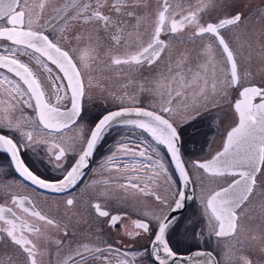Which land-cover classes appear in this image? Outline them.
<instances>
[{"label": "snow or ice", "instance_id": "1", "mask_svg": "<svg viewBox=\"0 0 264 264\" xmlns=\"http://www.w3.org/2000/svg\"><path fill=\"white\" fill-rule=\"evenodd\" d=\"M157 3L158 10L144 13L139 10L148 8L149 0H112L111 3L109 0H65L45 19L48 0H40L38 4H32L30 0H0V22L6 23V26L0 27V38L10 42V46L0 52V69L8 73L0 76V96L6 98L0 100V104L6 105L2 110L4 114L0 115V151L9 155L10 163L18 175L33 186L67 193L82 182L84 169L97 150L103 147L107 134L114 126L138 130V141L124 138L116 141L100 165L104 171L115 170L124 180V183L119 184V191L124 196H115L112 190L105 189L97 194L94 201L83 203L87 216L100 222L98 230L103 229L105 222L109 229L120 226L121 221L128 218L130 210L117 205L136 192L149 194L146 189L156 183V178L161 173L167 175L168 170L159 154L158 146L162 145L166 149L165 155L174 163L178 185L182 183L185 188L190 184L202 185L203 177L219 181L201 197L202 215L207 218L209 225L208 238L211 239L213 235L217 240L234 238L241 231L244 209L255 195L264 194V181L261 180L264 177V81L257 84L254 78H250V72L240 68L234 41L225 34L245 25L248 17L242 11L234 10L235 6L229 0H208L204 7L189 11L180 19H170L174 12L168 0H157ZM207 8L223 15H217L213 22H202ZM149 15L151 23L141 31ZM72 22L95 23L97 32L105 33L110 45L106 53L109 59L107 68L147 66L149 72L153 71L174 40L184 42L178 33L186 25L193 28L189 39L208 38L209 42L202 46L195 62L182 54L180 59L166 66V72L155 78L158 106L153 105L152 110L121 106L106 111L84 135L80 125L87 114L84 101L87 89L93 83L90 75L92 64L96 63L103 42L98 35L95 38L79 33L69 35ZM259 39L264 40V35ZM73 41L77 45L83 43L84 47H64L65 42L71 44ZM214 47L219 49L228 68L219 86L215 80L209 84V65L212 64ZM261 47L264 48V44ZM119 49H124V52L121 54ZM113 50L116 54H111ZM22 58H27L29 62H24ZM41 73L47 74L46 81L41 80ZM96 86L102 87L98 82ZM231 91L237 93L231 103L234 126L227 130L222 148L210 158L186 162L182 158L186 128L193 127L205 118L207 109L204 105L209 102L210 95L228 100ZM113 99L121 103L125 100L132 104L138 103L134 97L126 94L113 95ZM17 108L22 112L30 110L32 115L14 122L7 113ZM77 127H80L81 147L73 157L74 163L65 161L70 163V167L65 168L59 162L74 151L71 147L61 146L54 139L49 148L57 162L53 166L61 172L60 178H42L26 166L22 153L34 144L48 143L39 140L36 134L63 138L66 132ZM144 134L150 141L144 139ZM130 144L137 146L132 147ZM48 163H53L51 157ZM186 163L191 167H186ZM142 175L147 179L141 180ZM96 183L108 184L109 181ZM151 194L162 206L159 213H140L139 218L130 221L135 230L128 231L125 226L124 231V235L132 239L147 236V246L135 250L130 256L127 250L121 252L110 243L101 247L80 242L72 248L70 242L57 240L58 251L65 244L70 249L63 264H87L89 259H100L102 264H110L106 253L124 257L118 264H134L138 255L146 256L149 260L154 258L158 264H187L193 257L203 258L198 264H221L216 258L219 253L214 255L215 250L181 253L172 241L181 226L180 220L174 218L175 209H181L189 198L186 191L178 187L171 202L154 192ZM113 199L115 204L110 203ZM12 203L24 213L58 227L53 219L41 214L28 197L13 196ZM65 203L71 208L80 201L73 197ZM0 222L3 224L0 227V241L10 244L24 258V264H37V245L26 233L39 232L38 226L27 223L11 207L2 205ZM201 222L198 220L188 224L192 229L193 240L205 236L203 229L199 232L196 230ZM79 223L85 224L91 231L92 225L87 219ZM63 235H70L67 226ZM224 258L231 259L227 254ZM242 259L243 264H253L247 257ZM0 264H4L2 259Z\"/></svg>", "mask_w": 264, "mask_h": 264}, {"label": "flooded vegetation", "instance_id": "2", "mask_svg": "<svg viewBox=\"0 0 264 264\" xmlns=\"http://www.w3.org/2000/svg\"><path fill=\"white\" fill-rule=\"evenodd\" d=\"M39 2L40 0H30V3L32 4H38ZM64 2L65 0H48V7L45 11L44 18L47 19L49 15L53 14L54 9L61 6ZM111 2L112 0H109V3ZM168 2L173 6L174 12V16H171L170 19H180L189 11H194L197 8L204 7L208 3V0H168ZM229 3L235 6L234 10L242 11L248 17V19L246 20L245 25H242L240 28H234L231 32L225 34L230 38H239L240 42L247 40L245 39V35L250 34L252 36L251 40L253 41V48L252 53L249 56V60L247 61L248 57H242V55L239 54L238 63L240 65V68L243 70V61H245L246 65L247 62H249L253 71L252 77L250 78H254L255 82L257 84H260L262 81H264V74L257 75V72L259 73V70H257L258 66L260 67V69L264 67V48L261 47V45L264 44V40L259 39L262 35H264V0H229ZM158 8L159 4L157 3V0H149V7L146 9H140L139 11L144 13H151L155 10H158ZM217 15L223 14L219 11H213L211 8H207L205 14L203 15L202 22H213ZM151 19L152 18L149 15L145 20L144 26L142 27L141 31H144L145 28H148L151 23ZM3 26H6V23L0 22V27ZM70 27L71 32L69 33V35H71L72 33H79L83 34L84 36L92 35L93 38L98 35L103 42L102 47H100L98 50L96 63L92 64L93 71L90 72L93 81L92 86L88 87L87 89V97H90L91 94H94L91 96V98H89L92 99V102L96 101L97 103H102L106 100V97L99 94L95 95L96 90H98V88H101L96 86L97 82L102 85V87L113 85L116 83V67H106V65L109 64L108 55H106L110 47L108 39L103 31L97 32V25L95 23L81 24L72 22ZM192 33V26L186 25L184 30L178 33V36L183 40H189V37L192 36ZM146 39L147 35H145V40ZM175 41L178 42L179 40ZM9 46V41H7L5 38H0V52H3ZM64 47L66 49L68 47L82 48L84 47V44L81 43L77 45L75 41H73L71 44L65 42ZM119 52L122 54L124 52V49H119ZM111 54H116V51L113 50ZM22 59L26 63L29 62L27 58ZM0 71L8 75L6 70L0 69ZM248 72H250V70ZM46 75L47 74H45V76ZM225 76L226 74L224 75V77ZM41 80L44 81L42 73ZM113 81L114 83H111ZM118 82L120 83V85H130V80H127L125 83V80L121 81L120 79ZM85 83L87 86V77H85ZM135 94L136 93L134 90H132V88L131 90L126 91V95L128 97H132V95ZM127 106L139 105L127 104L123 107ZM119 107L121 106H113L107 110L104 109L102 114H104L106 111ZM143 107L152 109V107L148 105H143ZM0 114H4L2 110H0ZM7 115L15 122L18 121L17 116L22 115V111L16 109L14 111H9ZM31 115V111L28 110L27 116ZM96 118L97 117L93 116V111L87 112L84 119L80 122V125L84 129V135H87V129L90 126H93L92 122ZM115 129L116 127L112 128L111 130ZM130 132L131 131L128 130L127 134L129 135ZM114 134L116 133L109 132L106 137V142L103 144V147H101L103 148L105 154H109V148H111L117 141L116 138H112V135ZM38 138L41 141H48V143L34 144L32 148L27 149L25 150V153H22V158L24 159L26 166L29 167V169L35 174L40 175L42 178L50 180L53 178H60L61 172L60 170L54 168L53 165L57 162L55 161L52 152H49V148L51 147L52 142L55 139V142L61 143V146H64L66 148L71 147L73 150H76V153H74L73 151L68 153V155L65 157V160L59 162L63 163L65 168L70 167V163H67L65 161L74 163L73 157L77 155L81 147L80 127L66 132L63 138H52L47 134H43L41 136L39 135ZM110 139L112 140L110 141ZM222 144L223 139L219 150L222 148ZM158 147L161 149V146ZM98 150L92 158L89 169L82 177V182L79 183L78 186H76L74 189L69 190L67 193L45 192L28 184L15 172L13 165L10 163L9 155L0 151V205L11 207L13 211L21 217V219L25 220L29 224L38 226L39 232L26 233L28 238H30L37 245V264H63V261L68 255L70 249L67 244H65V246L58 251V247L56 244L57 240L70 242L72 248H75L80 242H89L92 244H97L101 247L106 246V244L110 243L115 249H119L121 252L127 250L129 252V255L131 256L132 252H134L135 250L143 249L148 245V238L147 236H145L143 238L132 239L125 236V226L126 230L134 231L135 229L132 227L130 221L139 218L140 213L145 211L159 213L162 206L158 201L155 200V196L151 194L152 192H154L155 195H159L160 197L171 202L173 193L177 191L178 187L180 190V184L176 185V183H174L175 180L176 182L178 180L177 175L175 176L173 182L171 180L165 181L164 179L159 178L155 184L146 189V192L149 194L136 192L134 195H130L125 200H123L120 205H117V207H122L130 210L128 212V218L122 220L120 226H118L116 229H109L105 222L103 229L98 230L97 225L100 222L92 220L87 216V210L84 208L83 203L94 201L97 197V194L100 192L99 189L108 188L115 193V196H124V193L120 195L116 193L119 191V185L117 184L124 183L123 179L118 181V179H112V175L104 177L99 173L94 174L95 169L98 165ZM52 151L55 152V149L53 148ZM50 157L53 161V163L51 164L48 163ZM140 179L146 180V177L141 176ZM104 180H108L109 183H96ZM261 180L264 181V177H262ZM193 187V202L176 218V220H180L181 226L179 228V231L173 235L172 241L179 252L190 253L194 250H215L214 255L219 253L216 258L217 260L221 261V264H243L242 258L244 257L252 260L253 264H257V262L254 263V256H250L245 253L243 249L245 238L243 236L241 237L240 232L234 238H222L221 240H217L214 235L211 237V239L208 238L209 225L207 223V218L202 215L203 204L201 200H199V197L196 193V184H193ZM209 190H211V188L207 189V192ZM262 195L264 194H257L255 203H259L261 202V200L263 202V199H261ZM13 196L28 197L32 205H34L36 209L41 212V214L47 216L50 219H53L58 227L48 225L45 221H40L38 218L31 216L29 213H24L22 209L18 208L12 203ZM73 197L76 200L80 201V203H77L75 206L69 208L66 206L65 201L68 198ZM110 203L115 204V199L111 200ZM165 211L167 212V210ZM244 215L245 212L242 213V218L244 217ZM258 215L262 216L260 213H258ZM86 219L92 225L91 231L87 229V226L85 224H78V221H83ZM198 220L202 222L198 225L196 230L197 232H199L201 229H203L205 232V236L201 239L193 240L191 236L192 229L188 227V224L190 222H195ZM243 222L244 220H241V225L245 223ZM65 226H67L70 233L68 237H65L63 235ZM0 227H3L2 222H0ZM186 228L187 232H185ZM73 232L75 233L74 235H72ZM254 237L256 238V236ZM252 242L256 245L260 243L256 242V240ZM260 246H258L257 248H260ZM261 247L264 248V246ZM225 254L229 255L231 259L225 260ZM105 255L108 256V261L110 262V264H118V261H122L124 259V257L118 254L106 253ZM0 259L4 261V264H24V258L20 256V254L16 252L10 244H6L3 241H0ZM202 259L203 258H198L190 262L192 264H198V261H201ZM87 264H102V261L100 259H89L87 261ZM103 264H107V262H103ZM134 264H158V262H155L154 258L152 260H149L146 256L138 255L134 260ZM262 264H264V261Z\"/></svg>", "mask_w": 264, "mask_h": 264}, {"label": "rangeland", "instance_id": "3", "mask_svg": "<svg viewBox=\"0 0 264 264\" xmlns=\"http://www.w3.org/2000/svg\"><path fill=\"white\" fill-rule=\"evenodd\" d=\"M231 39L234 41L233 47L236 48L238 54L242 55V57H248V61L253 48V41L251 40L252 36L250 34L245 35V39L247 40H244L242 42H240L239 38L237 39L235 37H232ZM183 41L184 42H176L174 40L172 42L171 47L168 49L167 54L164 55L157 68L151 72L147 70V66L143 68L129 66H124L123 68L116 67V83L113 85L98 88L95 93V95L99 94L101 96H105L106 100L102 103H97L96 101L92 102V99L89 98H91V96L94 94H91V96H88L86 98V101H84L85 106L87 108V112L93 111V116L98 118L102 114L104 109L107 110L113 106H124L127 104H132L128 100H125L123 103H121L120 101L113 99V95H125L126 91L131 90V88L136 93L135 95H132V97H134L138 101V103L135 105H139L142 107L143 105H148L150 107H152L153 105L158 106L159 97L158 95H156L155 78L158 77L161 73L166 72V66L169 63L176 62L178 59L181 58L182 54L188 55L190 58H192L193 62H195V58L197 54L201 51L202 46L209 42L207 38L203 40L197 38L194 41L191 39ZM250 43L251 47H249ZM225 63L226 62L224 60V57L220 53L219 49L214 47L212 64L209 65V84H211L212 81L215 80V82L219 86L220 82L225 79L224 75L228 72V68L226 67ZM242 68L245 72H248L249 70L251 74L253 72L249 62H247L246 65L245 61H243ZM257 70H259V73L257 72V75L264 74V67L260 69V67L258 66ZM2 75L6 74L0 71V76ZM42 75L43 80L46 81L45 73H42ZM120 79L121 81L125 80V83L127 80H130V85H120V83L118 82ZM111 83H114V81ZM236 96L237 93L235 91L229 92L228 100H224L220 96H209V102L204 105V108L207 109V111L204 113L205 118L195 123L193 127H187L185 130L183 138L182 156L186 162L197 159H206L211 155H214L215 152L219 150V148L221 147L222 139L226 135L227 130H229L231 126H234V114L231 108V103L234 101ZM3 99L6 98L0 96V100ZM4 107H6V105L0 104V110H3ZM27 113L28 111L22 112V115L17 116V119L23 120V118L27 116ZM95 120H93V122ZM115 127V130L109 131L116 133L112 135V138H116L117 141L122 138L131 141H138L140 135L138 130H132L123 126H114L113 128ZM128 130L131 131L129 135L127 134ZM36 135L41 136L43 134ZM144 139L150 141V138L146 134H144ZM111 140L112 139H110V141ZM131 146L136 147V144H131ZM161 148L166 152L164 146L161 145ZM73 152L76 153V150H74ZM165 152L161 151V149L159 148V154L163 158L165 166L168 170L167 175L161 173L156 178V181L161 178L165 181L171 180L173 182L177 173L174 170L168 156L165 155ZM107 155L108 154H105L103 148H100L98 150V165L95 169L94 174L99 173L102 174L104 177L112 175V179H118V181L122 180V178L119 177L118 173H116L115 170L109 172L101 169L100 165L103 163V158ZM186 166L191 167V165L188 163H186ZM194 172L195 170L193 169V173ZM202 179V185H200L199 183L196 184V193L199 197V200H201V197L207 193V189H212L216 186L217 183H219V181H213L211 179H208L207 177H203ZM174 183H176L177 185L176 180L174 181ZM105 189H99V191ZM116 193L120 195L123 192L118 191ZM256 197L257 195L254 196L252 201L244 209L245 215L242 220H244L245 223L243 222L244 224H242L240 234L241 237L243 236L245 238V241L243 243V249L245 253L250 256H254V263L257 262V264H262L264 261V248L261 247L264 246V195H262L261 198L263 199V202L261 200V202L255 203ZM258 213H260L262 216H259ZM254 236H256L255 239H253ZM254 240L260 243L256 245L252 242ZM258 246H260V248H257Z\"/></svg>", "mask_w": 264, "mask_h": 264}, {"label": "water", "instance_id": "4", "mask_svg": "<svg viewBox=\"0 0 264 264\" xmlns=\"http://www.w3.org/2000/svg\"><path fill=\"white\" fill-rule=\"evenodd\" d=\"M127 107H137V106H127ZM138 107H142V106H138ZM145 108H147V107H145ZM117 109V108H116ZM116 109H112V110H116ZM149 110H152V109H150V108H148ZM109 111H111V110H109ZM168 158H169V160H170V157L168 156ZM182 158H183V156H182ZM91 162H92V159L89 161V163H88V166L84 169V172L86 173L87 172V170L89 169V167H90V165H91ZM170 162H171V160H170ZM171 164H172V166H173V168H174V163L173 162H171ZM187 167V166H186ZM13 168H14V166H13ZM15 170V169H14ZM174 170H175V168H174ZM176 171V170H175ZM16 172V171H15ZM17 173V172H16ZM177 173V172H176ZM17 175H18V173H17ZM177 175H178V173H177ZM19 176V175H18ZM20 177V176H19ZM21 179H23L22 177H20ZM25 182H27L28 184H30V185H32L30 182H28V181H26L25 179H23ZM33 186V185H32ZM34 187H36V188H38L37 186H34ZM39 189V188H38ZM40 190H42V191H45V192H51V193H56V192H52V191H50V190H43V189H40ZM180 190L181 191H186V193H187V195H188V199H186L185 201H184V206L181 208V209H175V216H174V218L176 219L192 202H193V200H194V187H193V184H190L187 188H185L184 187V185L182 184V183H180ZM195 251H197V250H194V251H192V252H190V253H194ZM198 258H200V257H193L192 259H190L189 261H187V264H192L190 261H192V260H194V259H198Z\"/></svg>", "mask_w": 264, "mask_h": 264}, {"label": "trees", "instance_id": "5", "mask_svg": "<svg viewBox=\"0 0 264 264\" xmlns=\"http://www.w3.org/2000/svg\"><path fill=\"white\" fill-rule=\"evenodd\" d=\"M162 148H163V147H162ZM162 148H161V151H164V152H165V150H163ZM162 154H163V152H162ZM162 154H161V155H162Z\"/></svg>", "mask_w": 264, "mask_h": 264}]
</instances>
